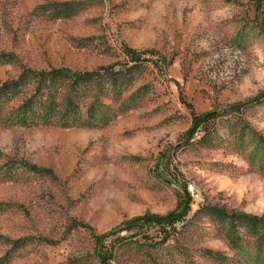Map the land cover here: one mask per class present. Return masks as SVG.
<instances>
[{"label":"rangeland","instance_id":"obj_1","mask_svg":"<svg viewBox=\"0 0 264 264\" xmlns=\"http://www.w3.org/2000/svg\"><path fill=\"white\" fill-rule=\"evenodd\" d=\"M262 10L0 0V88L26 69L99 75L71 87L28 74L0 89V264H99L92 233L167 214L183 196L191 210L173 227L107 238L111 263L264 264V101L227 108L264 90ZM124 46L153 53L135 64ZM187 103L216 112L188 143Z\"/></svg>","mask_w":264,"mask_h":264},{"label":"trees","instance_id":"obj_2","mask_svg":"<svg viewBox=\"0 0 264 264\" xmlns=\"http://www.w3.org/2000/svg\"><path fill=\"white\" fill-rule=\"evenodd\" d=\"M262 13L264 15V10H262ZM122 51L127 57H129L130 61L135 62V64L138 62H143L148 60V57H145V55L153 53L152 50H137L127 46H124ZM105 69H106L105 67L99 68V70H105ZM28 74L37 76L39 77L40 80H48V81H53L59 76L60 77L71 76L73 78V82H71V87L79 81L87 82L88 84H94L95 81H97L99 78L98 72L96 71H89V72L86 71L83 73L71 72L70 69L65 67L53 68V69H49L48 71H43V70L37 71L32 69H26L21 73V75L18 78L10 82L4 83L0 89L5 90V89H10V87L16 86L22 80V78ZM44 90L45 91H43V93L41 92V95L43 96L44 94H46L47 97H52L57 92V90H53L52 87H44ZM29 101L30 99H28L27 103ZM261 101H264V90L259 94L245 100L244 102L232 104L227 108L231 110L239 109L244 106L246 107L257 104ZM22 104L25 105V102H23ZM187 106L190 108L191 122L189 128L186 130L184 134V142L186 143L192 140V138L197 133L198 129L203 123L208 122L209 120L213 119L216 116V112L195 113L190 103H187ZM30 168L36 169L37 167L31 165ZM190 210H191V198L188 196L187 197L183 196L177 208L168 212L167 214L159 215V214L145 213L127 219L121 224V226L111 231L101 234L92 233L95 242V254L99 261V264H112L111 253L110 252L107 253V248L105 246V243L107 238H109L115 232H121L122 230L141 229L142 227L149 225L159 226L163 230H167L168 228L173 227L176 223L181 222L188 215ZM232 216L235 217V215ZM242 217L247 219L251 225L253 224L251 223V220H254L255 217H252L250 215H242ZM262 218H264V215H262L261 219ZM87 228L91 230L90 227ZM121 239H124V237H121Z\"/></svg>","mask_w":264,"mask_h":264}]
</instances>
